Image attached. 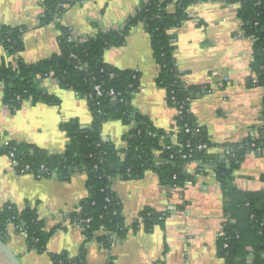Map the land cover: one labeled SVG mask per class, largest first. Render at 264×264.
<instances>
[{
    "label": "crops",
    "instance_id": "obj_1",
    "mask_svg": "<svg viewBox=\"0 0 264 264\" xmlns=\"http://www.w3.org/2000/svg\"><path fill=\"white\" fill-rule=\"evenodd\" d=\"M44 1L0 0V29L29 27L23 35L22 50L9 55L1 46V60L16 64L21 57L36 63L60 53L56 22L40 25ZM147 1L75 3L63 13L61 23L86 34H98L121 25ZM238 6L226 0H201L187 8L189 18L174 29V56L184 81L213 88L211 93L197 92L190 103L196 122L205 129L212 144L207 148L211 159L186 163L184 172L195 180L177 188L163 183L151 168L141 177L114 178L113 188L123 205L127 226L144 211L162 214L163 223L151 230L143 225L131 229L126 237L114 240L109 250L96 239L86 240L83 229L70 217L89 196L85 171L75 172L68 179L21 173L8 155L0 154V207L14 204L22 210L30 206L44 221L45 229L53 231L47 250L41 252L30 247L23 233L11 230L7 244L23 264H55L51 254L62 253L70 258L84 255L85 264H225L218 254L219 231L227 220L225 197L215 170L219 163L231 166L226 155L230 145L241 146L252 137L264 136V86L248 84L253 75L254 45L244 34ZM168 8L176 12L177 5L171 3ZM105 61L117 69L139 74V89L130 98L137 112L163 131L178 128V109L169 104L166 89L157 84L158 64L151 35L143 26L130 31L122 45L109 48ZM214 71L227 76L229 82L213 76ZM40 87L52 96L51 102L25 101L13 111L4 102L0 86V132L6 140L60 155L70 141L62 124L73 122L86 128L94 121L93 112L85 97L55 78L40 79ZM135 125L120 119L103 123V138L115 145L122 159L128 146L124 135ZM234 185L248 192L264 191V150H245L239 168L234 170ZM0 264H11L1 250Z\"/></svg>",
    "mask_w": 264,
    "mask_h": 264
},
{
    "label": "trees",
    "instance_id": "obj_2",
    "mask_svg": "<svg viewBox=\"0 0 264 264\" xmlns=\"http://www.w3.org/2000/svg\"><path fill=\"white\" fill-rule=\"evenodd\" d=\"M79 1L43 2L40 25L56 22L60 30V53L36 63L25 62L21 57L16 64L0 59V86H3L4 102L15 111L25 101L51 102L53 98L43 92L40 79L52 76L61 85L74 89L87 99L94 116L93 123L86 128H80L73 122L62 124L70 141L66 151L60 155L49 154L24 142L9 140L6 144V138L0 132V154L12 156L21 173L68 179L75 172L85 171L88 174L89 196L80 203L82 209L75 210L70 217L82 226L86 240L96 239L110 250L114 240L126 237L131 229L137 230L143 225L146 230H151L156 224L164 222L162 214L144 211L138 220L127 226L123 205L113 188L117 175L141 177L146 169L151 168L159 173L163 183L181 187L187 181L195 180L184 172L186 163L211 159L207 149L199 148L201 144H212L205 129L196 122L190 107L192 95L210 93L209 88L203 89L204 85L187 86L174 56L177 36L174 29L189 18L187 8L201 0H148L140 5L135 14L125 19L120 29L100 32L97 37L77 43L70 38L69 27L60 20L67 9L61 4L72 5ZM227 2L239 5L238 18L244 34L253 40V75L248 84L264 86V0ZM171 3L177 5L176 12L169 11ZM139 23H143L150 33L153 52L157 64L161 66L157 84L166 89L169 104L183 106L181 116L177 117V130L166 132L158 129L137 112L129 101L139 89V74L117 69L104 60L106 51L122 45L131 29ZM28 29L26 25L14 28L3 26L0 29V47H4L9 55L19 53L23 47V35ZM96 85L120 94L116 107L110 97L96 94ZM174 96L176 99H173ZM187 97L191 99L188 103ZM109 119L136 124L124 135L128 144L124 159L115 145L102 136L103 123ZM186 124L195 132H186ZM263 145L258 142L253 147L251 140L241 146L230 145L233 154L229 157L231 166L219 163L215 170L225 197V235L218 239V254L225 264H264V191L248 192L234 185V170L239 168L245 150L257 151ZM158 151L159 156L156 155ZM185 154L187 157H184ZM27 166L29 169L25 171ZM10 224L15 225V232L26 235L30 247L41 252L47 250L53 231L45 229V223L36 209L27 206L21 210L14 204L1 206L0 240L5 243L11 232ZM249 247L253 249L252 260H249ZM51 256L55 264L86 263L84 255L78 258H70L66 253Z\"/></svg>",
    "mask_w": 264,
    "mask_h": 264
},
{
    "label": "built area",
    "instance_id": "obj_3",
    "mask_svg": "<svg viewBox=\"0 0 264 264\" xmlns=\"http://www.w3.org/2000/svg\"><path fill=\"white\" fill-rule=\"evenodd\" d=\"M88 0H80L78 3H80V4H84L85 2H87ZM227 1V0H226ZM199 2V1H198ZM198 2H196V3H198ZM233 4V3H232ZM61 6L62 7H64V8H68L70 5L69 4H61ZM61 21V20H60ZM242 24V23H241ZM124 25V21L122 22V24L120 25H118V26H116L115 28H105L104 30H102V32H109L110 30H113V29H120L122 26ZM143 26L144 28H145V25L143 24V23H139L138 25H136V26H134L132 29H131V31L133 30V29H135V28H137L138 26ZM69 29H70V38L72 39V40H74L75 42H77V43H81V42H85V41H87V40H89L90 38H94V37H97V35L98 34H86V33H83V32H81V31H79V30H77V29H75V28H71V27H69ZM146 29V28H145ZM104 60H105V56H104ZM178 64V63H177ZM160 69H161V66L160 65H158V71H160ZM159 73V72H158ZM213 76H215V77H220V78H222L223 80H225V81H228L229 82V78L227 77V76H223L219 71H214L213 72ZM48 77H50V78H53L52 76H48ZM47 77V78H48ZM183 77L184 76H182V80H183V82L187 85V86H189L185 81H184V79H183ZM209 88V92L211 93L212 91H213V88L209 85H204L203 86V89H208ZM95 92H96V94L97 95H99V96H103V95H106V96H108V97H110L112 100H118V98H119V96H120V94L118 93V92H116L115 90H113V89H110V90H103V88L101 87V85H96L95 86ZM173 99H176V97L174 96L173 97ZM191 101V99L189 98V97H187L186 98V102L188 103V102H190ZM183 108V106H181V107H177V109H178V114H177V117H180L181 116V114H182V109ZM178 129V128H177ZM176 129V130H177ZM184 129H185V131L186 132H188V133H192V132H195V129H193V128H191L190 126H189V124H186L185 126H184ZM196 131H198V130H196ZM251 141H252V146L253 147H256V144L258 143V142H262L263 144H264V136L263 137H260V138H256V137H252L251 139H250ZM5 143L6 144H9V140H6L5 141ZM209 147V145L208 144H201L200 146H199V148L200 149H207ZM258 151H263L264 150V145H263V147H259L258 149H257ZM226 155H227V157L229 158L231 155H233L232 154V149H231V147H228L227 149H226ZM190 157H191V155H189ZM11 159H12V156H9ZM184 157H187V155L185 154L184 155ZM12 161H13V163L16 165L17 164V161L16 160H14V159H12ZM28 169H29V167L27 166L24 170L26 171H28ZM215 174H216V172H215ZM177 188V187H176ZM82 209V207L81 206H78L77 207V209L76 210H81ZM226 222H227V220H225V222L223 223V225H222V227H221V229H220V231H219V237H221V236H224L225 235V230H224V227H225V224H226ZM75 224H77L78 226H80L81 228H82V226L80 225V224H78V223H75ZM9 229H10V231L11 230H15L16 229V227H15V225L14 224H10L9 225ZM83 229V228H82ZM26 236V235H25ZM249 251H250V258H252V256H253V249L251 248V247H249Z\"/></svg>",
    "mask_w": 264,
    "mask_h": 264
},
{
    "label": "water",
    "instance_id": "obj_4",
    "mask_svg": "<svg viewBox=\"0 0 264 264\" xmlns=\"http://www.w3.org/2000/svg\"><path fill=\"white\" fill-rule=\"evenodd\" d=\"M193 96L194 95H192V97ZM130 102L131 101H129V103ZM113 106H117V100H113ZM228 166L230 167V165ZM0 250L4 253V255L11 262V264H23L19 257L15 254V252H13V250L9 247V245L2 240H0Z\"/></svg>",
    "mask_w": 264,
    "mask_h": 264
}]
</instances>
